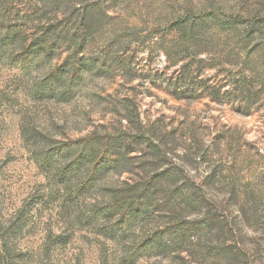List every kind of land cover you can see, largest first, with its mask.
Listing matches in <instances>:
<instances>
[{
    "label": "rangeland",
    "instance_id": "1",
    "mask_svg": "<svg viewBox=\"0 0 264 264\" xmlns=\"http://www.w3.org/2000/svg\"><path fill=\"white\" fill-rule=\"evenodd\" d=\"M251 9H259L258 19L264 17V0L116 4L112 14L136 33L130 54L124 55L129 58V75L81 84L67 102L34 98L41 85L37 74L0 62V264H188L176 253L162 257L142 243L141 228L148 231L156 224L167 228L155 219L158 213L130 228L115 220L80 222L75 210H62L57 188L34 161L26 129L52 123L57 137L76 138L101 124H116L113 102L120 109L123 102L134 103L144 122L169 131L168 163L182 166V179L200 184L210 200L209 215L202 211L196 217L215 221L211 238L202 235L201 242L227 247L237 258L232 262L221 255L202 264H264V34L246 40L242 52L237 44L241 36L228 24L230 19L253 24ZM185 10L206 21L205 30L212 37L208 53L197 57L203 60L200 63L180 50L179 39L170 32L172 15ZM187 63L194 65L192 70L201 68L194 79L199 85L236 83L243 77L249 93L178 100L168 87L189 85L185 79L173 82L177 69ZM237 97L253 103L247 114L248 107ZM126 177L110 174L106 182ZM85 202L88 206L92 200Z\"/></svg>",
    "mask_w": 264,
    "mask_h": 264
},
{
    "label": "trees",
    "instance_id": "2",
    "mask_svg": "<svg viewBox=\"0 0 264 264\" xmlns=\"http://www.w3.org/2000/svg\"><path fill=\"white\" fill-rule=\"evenodd\" d=\"M126 1L0 0V62L37 74L41 85L34 98L64 102L77 95L81 84L99 77H126L129 58L124 55L130 54L136 33L112 14L116 4ZM248 12L253 24L235 19L228 22L231 30L241 36L237 44L242 52L246 40L253 35L256 40L264 34V17L258 19L259 9ZM169 22L170 32L180 41V50L191 54L195 63L202 62L197 57L208 53L212 43L205 30L206 21L195 19L185 10L173 14ZM163 52L169 55L168 49L163 48ZM191 66L194 65H181L173 81L185 79L189 85L173 83L168 87L178 100H196L201 94L214 100L236 91L241 96L249 93L243 77L236 83L199 85L194 79L201 68L192 70ZM226 86L230 89L222 91ZM89 87L92 86H85V94ZM237 98L248 107L247 114L253 103ZM113 104L116 124H101L76 138L57 137L51 131L52 123L43 129H26L34 161L51 187L57 188L62 210H75L80 222L115 220L126 228L156 212L157 222L167 228L162 230L158 224L148 231L141 228L140 238L162 257L176 253L188 264H202L226 255L236 262L235 251L201 242L202 235L211 238L215 221L210 216L202 221L196 217L202 211L209 215L210 200L203 195L200 184L182 179V166L168 163L172 151L169 131H163L155 122H144L134 103L123 102L122 109ZM110 174L127 177L109 184L106 180ZM87 199L92 200L88 206Z\"/></svg>",
    "mask_w": 264,
    "mask_h": 264
}]
</instances>
